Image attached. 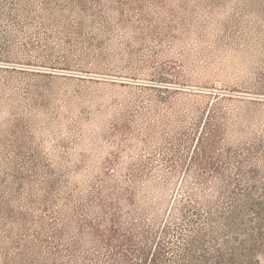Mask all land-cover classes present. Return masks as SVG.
<instances>
[{
    "label": "trees",
    "instance_id": "trees-1",
    "mask_svg": "<svg viewBox=\"0 0 264 264\" xmlns=\"http://www.w3.org/2000/svg\"><path fill=\"white\" fill-rule=\"evenodd\" d=\"M149 1L0 0V9L35 28L47 16L90 49L84 19L100 34L113 17L140 29L131 21L149 16ZM164 82L144 85L149 103L171 105L179 90ZM204 94L210 101L168 120L161 140L149 134L153 150L120 162V178L109 163L84 182L76 164L0 165V264H264V132L243 127L247 114L230 127L221 106L230 97Z\"/></svg>",
    "mask_w": 264,
    "mask_h": 264
},
{
    "label": "rangeland",
    "instance_id": "rangeland-1",
    "mask_svg": "<svg viewBox=\"0 0 264 264\" xmlns=\"http://www.w3.org/2000/svg\"><path fill=\"white\" fill-rule=\"evenodd\" d=\"M146 5L149 16L131 21L140 29L115 26L112 16L100 34L84 19L96 34L90 49L69 44L73 33L47 16V27L35 28L0 9V165L76 164L74 181L84 182L109 163L120 178V162L147 154L144 144L153 150L149 134L161 140L168 120L210 101L206 91L230 97L221 101L230 127L247 114L243 127L264 132V0ZM159 80L179 90L169 106L148 102L144 85Z\"/></svg>",
    "mask_w": 264,
    "mask_h": 264
}]
</instances>
